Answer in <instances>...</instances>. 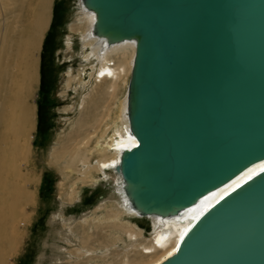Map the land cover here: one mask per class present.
<instances>
[{
	"label": "water",
	"instance_id": "obj_1",
	"mask_svg": "<svg viewBox=\"0 0 264 264\" xmlns=\"http://www.w3.org/2000/svg\"><path fill=\"white\" fill-rule=\"evenodd\" d=\"M136 1L81 0L99 39L135 42L127 118L138 143L115 165L124 195L145 216L177 217L264 161V0ZM235 108L251 130L234 132ZM159 264H264V171L209 205Z\"/></svg>",
	"mask_w": 264,
	"mask_h": 264
},
{
	"label": "bare ground",
	"instance_id": "obj_2",
	"mask_svg": "<svg viewBox=\"0 0 264 264\" xmlns=\"http://www.w3.org/2000/svg\"><path fill=\"white\" fill-rule=\"evenodd\" d=\"M33 1L21 0L22 6L19 11L15 8L14 11H9V6L15 3H11L10 0H0L2 29L0 33V243L2 240L19 242V239L21 241L25 239L29 227L39 215L41 205L40 200L29 188V185L37 180L32 179L29 173L23 172L21 163L23 160L24 163L29 161L34 150L28 139L35 126L30 100L38 84V51L43 33L50 22L52 0H35V3ZM129 1L128 6H132L134 10L138 8L136 0ZM201 1L194 0L192 7L198 6ZM140 2L145 4V0ZM28 3L33 18L32 21L26 22L25 12L28 11ZM32 3L35 5L32 6ZM185 6L191 13V8ZM94 19L93 11L86 9L81 0H77L74 16L68 24L69 34L66 37L64 59L79 58L80 63L76 69L71 65L64 74V93L66 95H69L70 91L74 93L75 100L66 109L70 114L78 112V118L73 121L75 124L63 143L52 148L50 158L61 171L60 185L64 186V181H70L65 195L71 199V202L80 197L79 189L82 186H96L101 182L111 185L113 191L110 192L109 197L114 199L112 201L117 207L105 220H108V223H118L123 228L125 237L129 241L128 246L131 248L125 251L124 259L117 262L130 264L129 254L134 248L141 247V255L149 258L142 264H159L177 250L185 233L209 205L261 170L264 161L251 166L232 182L214 191L177 217L145 216L132 208L124 195L121 175L115 165L119 162L122 150L129 149L138 143V140L129 136L127 118V85L131 74L135 42L123 41L110 44L99 39L92 31ZM198 30L199 28L194 27L190 31L191 46L198 38ZM262 34L263 32L260 36ZM77 37L80 48L75 51ZM182 40H186V37L184 36ZM190 60L191 57L187 58V62ZM233 85L235 83L232 79L226 83L228 89ZM122 86L125 90L120 98ZM230 93L233 96L225 95L224 99L228 101L227 105L232 103V106H235L236 95L239 93L234 94L232 91ZM113 99L117 100L114 103L115 118L111 116L112 111L108 105ZM230 117L232 120L229 122L234 132L252 129V121L238 108L232 110ZM66 119L70 122L72 117ZM195 133L198 135L197 132ZM60 199L63 210L66 201L62 196ZM26 206H29L30 210L26 209ZM123 216L127 219H123ZM88 217L89 212L83 213L79 218L71 219L58 213L51 216L50 223L52 228L55 227L52 229L55 234L54 246L64 254L63 257L53 256L55 258L52 264H63L74 258L73 253L66 251L67 246L80 255L86 254L87 257L95 255L97 250L86 249L79 245L71 230V225L76 221L87 224ZM142 218L150 220L152 231L149 232V236H145L144 230L134 221ZM101 221L104 220L98 222ZM22 222L26 226L23 231L20 230ZM58 223L59 225H56ZM142 238L148 243L139 242ZM45 244L48 245L47 242ZM0 252L1 255L4 253L3 245L0 246ZM1 255L0 264H8L4 259L5 254ZM78 255L76 258L79 257Z\"/></svg>",
	"mask_w": 264,
	"mask_h": 264
},
{
	"label": "rangeland",
	"instance_id": "obj_3",
	"mask_svg": "<svg viewBox=\"0 0 264 264\" xmlns=\"http://www.w3.org/2000/svg\"><path fill=\"white\" fill-rule=\"evenodd\" d=\"M20 1L10 0L11 3L14 2L15 4L9 6V11H14V8L19 11L22 6ZM76 1L52 0L50 22L43 33L44 36H42L40 43L37 63L38 84L30 100L35 126L34 130L30 132L28 139L30 146L34 150L30 160L25 161V163L23 160L21 165L23 172L29 173L32 179L36 178L37 182L29 185V188L35 197L40 200L41 205L39 215H37L33 225L29 227L30 229L25 239L22 241L19 239V242L2 240L0 243V246L3 245L4 249V253L1 255L0 252V255L4 256L5 254L4 259H6L8 264H52L56 255L63 257V252L54 246L55 234L52 229L55 227L52 228L50 223V218L54 213L62 214L65 218L71 219L74 217L79 218L83 213L89 212V222L87 224L76 221L71 225L72 235L79 245L86 249L97 250L94 256L87 257L86 254L80 255L76 250L67 246L66 251L73 253L72 257L74 258L70 262H63V264H120L117 261L124 259L125 251L131 249L128 246L129 241L125 237L123 228L118 223H108V220H105L117 207L116 203L112 201L114 199L109 197L110 192L113 191L111 185L101 182L96 186H82L79 189L80 197L71 202V199L65 195L68 192V183L70 181H64L66 186L60 185L62 180L61 171L59 166L54 164L50 158L52 148L63 143L66 135L71 132L72 126L75 124L73 121L78 118V112L70 114L68 113L69 110L66 109L75 100L73 99L74 93L72 91L69 92V95L64 93V74L71 65L76 69L80 63L79 58H74L73 60L64 59L65 42L69 34L68 24L74 16ZM33 2L35 3V0ZM34 3H32V6L35 5ZM29 8L30 4L28 3V11L25 12L26 22L32 21L33 18L32 11ZM1 31L0 27V33ZM74 48L75 51L80 48L78 37L75 39ZM123 90H125L124 86L121 88L120 98L124 94ZM115 102L117 100L113 99L108 104L113 118L116 116ZM68 117H72V122L66 119ZM60 196L66 201L63 210L60 206ZM99 205H102V207H99ZM29 208V206H26V209L30 210ZM122 218L127 219L124 216ZM99 220L104 221L98 222ZM134 221L144 230L145 236H149V232L152 231L150 220L142 218ZM56 225H59V223ZM25 228L26 226L22 222L20 230L23 231ZM46 242L48 245L45 244ZM139 242L148 243L144 238ZM101 250L106 255H101L100 253H103ZM140 252L141 247L132 250L129 254L130 264H142L149 260L146 256H142ZM42 255L44 256L41 257ZM76 255L79 257L76 258ZM53 256L55 257L53 258Z\"/></svg>",
	"mask_w": 264,
	"mask_h": 264
},
{
	"label": "snow or ice",
	"instance_id": "obj_4",
	"mask_svg": "<svg viewBox=\"0 0 264 264\" xmlns=\"http://www.w3.org/2000/svg\"><path fill=\"white\" fill-rule=\"evenodd\" d=\"M261 170L264 171V166H262V169Z\"/></svg>",
	"mask_w": 264,
	"mask_h": 264
}]
</instances>
